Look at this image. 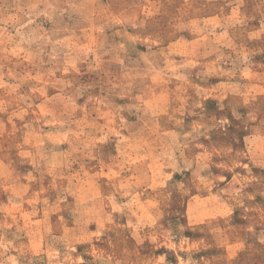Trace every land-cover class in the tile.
Instances as JSON below:
<instances>
[{"label": "rangeland", "instance_id": "1", "mask_svg": "<svg viewBox=\"0 0 264 264\" xmlns=\"http://www.w3.org/2000/svg\"><path fill=\"white\" fill-rule=\"evenodd\" d=\"M0 264H264V0H0Z\"/></svg>", "mask_w": 264, "mask_h": 264}]
</instances>
